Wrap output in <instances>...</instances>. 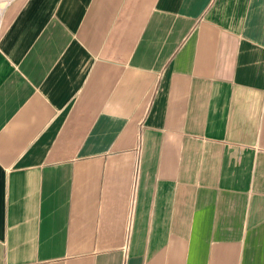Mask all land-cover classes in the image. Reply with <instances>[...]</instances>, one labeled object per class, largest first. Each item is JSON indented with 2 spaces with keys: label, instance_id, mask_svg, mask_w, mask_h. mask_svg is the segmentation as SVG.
I'll list each match as a JSON object with an SVG mask.
<instances>
[{
  "label": "crops",
  "instance_id": "crops-1",
  "mask_svg": "<svg viewBox=\"0 0 264 264\" xmlns=\"http://www.w3.org/2000/svg\"><path fill=\"white\" fill-rule=\"evenodd\" d=\"M0 264H264V0L12 1Z\"/></svg>",
  "mask_w": 264,
  "mask_h": 264
},
{
  "label": "built area",
  "instance_id": "built-area-1",
  "mask_svg": "<svg viewBox=\"0 0 264 264\" xmlns=\"http://www.w3.org/2000/svg\"><path fill=\"white\" fill-rule=\"evenodd\" d=\"M14 0H0V15L4 13L6 8L11 4Z\"/></svg>",
  "mask_w": 264,
  "mask_h": 264
}]
</instances>
